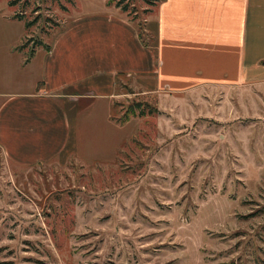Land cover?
Wrapping results in <instances>:
<instances>
[{
	"label": "rangeland",
	"instance_id": "rangeland-1",
	"mask_svg": "<svg viewBox=\"0 0 264 264\" xmlns=\"http://www.w3.org/2000/svg\"><path fill=\"white\" fill-rule=\"evenodd\" d=\"M9 1L0 10L34 22L29 51L86 13L117 14L145 38L162 2ZM114 83L78 118L66 160L23 167L0 149V264H264V84Z\"/></svg>",
	"mask_w": 264,
	"mask_h": 264
},
{
	"label": "crops",
	"instance_id": "crops-1",
	"mask_svg": "<svg viewBox=\"0 0 264 264\" xmlns=\"http://www.w3.org/2000/svg\"><path fill=\"white\" fill-rule=\"evenodd\" d=\"M12 15L0 10V149L19 166L74 155L78 118L111 99L119 75L171 93L264 84V0H163L145 26L148 46L117 14H82L27 63L29 50L17 49L24 25ZM17 23L23 30L11 38Z\"/></svg>",
	"mask_w": 264,
	"mask_h": 264
},
{
	"label": "trees",
	"instance_id": "trees-1",
	"mask_svg": "<svg viewBox=\"0 0 264 264\" xmlns=\"http://www.w3.org/2000/svg\"><path fill=\"white\" fill-rule=\"evenodd\" d=\"M161 1H163V0H161ZM16 3H15V1L14 0H10L9 1V6H14ZM123 12H125L126 11V9L125 8H122L121 9ZM12 19L13 20H17V21H19V22H22L23 23V25H24V30H25V32H27L28 30H29V28L32 26V25H34V22L33 21H31V22H25L24 21V18L22 17V15H20V14H18L17 12H15V13H13V15H12ZM137 32H138V35H139V37H140V39H141V42L143 43V45H145V46H148L153 40H154V38L152 37V35L150 34V33H148L146 30H145V28H144V37L145 38H142V34H141V32H140V30H139V28L137 29ZM146 39V40H145ZM39 44L38 45H36V46H34V47H32L31 49H30V51H29V53H28V55H27V57H26V59H25V63H27L29 60H30V58L32 57V55H33V53H34V50H35V48H38V47H43L44 49H48L49 47H48V45L46 44V43H43V42H41V41H39L38 42ZM25 47V44H21L17 49H23ZM264 64V63H263ZM143 112V111H142ZM144 114L143 113H141V116H143Z\"/></svg>",
	"mask_w": 264,
	"mask_h": 264
}]
</instances>
